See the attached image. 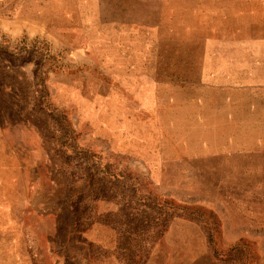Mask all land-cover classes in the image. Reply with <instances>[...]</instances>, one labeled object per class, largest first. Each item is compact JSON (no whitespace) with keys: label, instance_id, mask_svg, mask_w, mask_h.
<instances>
[{"label":"rangeland","instance_id":"374dc122","mask_svg":"<svg viewBox=\"0 0 264 264\" xmlns=\"http://www.w3.org/2000/svg\"><path fill=\"white\" fill-rule=\"evenodd\" d=\"M256 59L264 0H0V264H264V172L161 170L177 124L128 91Z\"/></svg>","mask_w":264,"mask_h":264},{"label":"crops","instance_id":"0c3cea01","mask_svg":"<svg viewBox=\"0 0 264 264\" xmlns=\"http://www.w3.org/2000/svg\"><path fill=\"white\" fill-rule=\"evenodd\" d=\"M233 63L232 74L223 69L224 65L212 70L201 66L194 76L180 83L159 84L161 80L154 75H141L143 78L132 82L134 86L128 91L138 98L134 103L137 112L147 108L155 115L164 113L177 124L175 140L155 146V163L160 164L161 170L165 171L169 163L197 171L202 164L203 171L218 173L207 178L237 179L242 175L223 173L227 170L241 173V161L249 159L256 164L255 171L264 172V135H259L250 145H243L241 139L243 113L259 123L262 120L261 131H264V73H260L264 60H253V70L244 67L242 62L234 60ZM109 96L113 100L114 93ZM109 102L111 107L113 102ZM130 104L124 94L117 101L121 107ZM168 148L175 157L166 156ZM164 149L166 152L162 153ZM255 177L262 178L264 174Z\"/></svg>","mask_w":264,"mask_h":264}]
</instances>
